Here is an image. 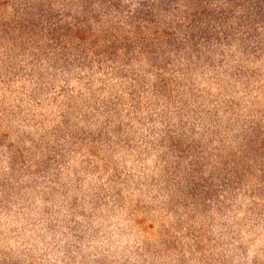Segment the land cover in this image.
I'll return each mask as SVG.
<instances>
[{"label": "rangeland", "instance_id": "1", "mask_svg": "<svg viewBox=\"0 0 264 264\" xmlns=\"http://www.w3.org/2000/svg\"><path fill=\"white\" fill-rule=\"evenodd\" d=\"M152 1L0 0V264H264V56L125 60Z\"/></svg>", "mask_w": 264, "mask_h": 264}, {"label": "trees", "instance_id": "2", "mask_svg": "<svg viewBox=\"0 0 264 264\" xmlns=\"http://www.w3.org/2000/svg\"><path fill=\"white\" fill-rule=\"evenodd\" d=\"M139 5L124 21L134 36L120 32L121 38L114 40L128 51L134 46L125 60L134 54L152 63L160 60L162 70L181 60L223 67L229 51L242 58L264 56V0H155Z\"/></svg>", "mask_w": 264, "mask_h": 264}]
</instances>
